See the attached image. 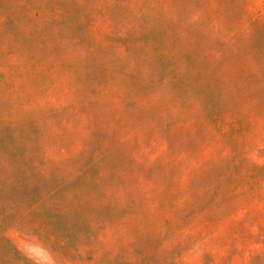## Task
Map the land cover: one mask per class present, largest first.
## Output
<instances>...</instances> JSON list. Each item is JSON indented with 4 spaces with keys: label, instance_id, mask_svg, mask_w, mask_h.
I'll use <instances>...</instances> for the list:
<instances>
[{
    "label": "rangeland",
    "instance_id": "374dc122",
    "mask_svg": "<svg viewBox=\"0 0 264 264\" xmlns=\"http://www.w3.org/2000/svg\"><path fill=\"white\" fill-rule=\"evenodd\" d=\"M0 264H264V0H0Z\"/></svg>",
    "mask_w": 264,
    "mask_h": 264
},
{
    "label": "clouds",
    "instance_id": "9594fccd",
    "mask_svg": "<svg viewBox=\"0 0 264 264\" xmlns=\"http://www.w3.org/2000/svg\"><path fill=\"white\" fill-rule=\"evenodd\" d=\"M29 258H32L31 255L29 256Z\"/></svg>",
    "mask_w": 264,
    "mask_h": 264
}]
</instances>
